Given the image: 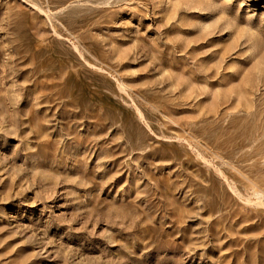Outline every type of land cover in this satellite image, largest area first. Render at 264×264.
Returning a JSON list of instances; mask_svg holds the SVG:
<instances>
[{
	"label": "rangeland",
	"instance_id": "1",
	"mask_svg": "<svg viewBox=\"0 0 264 264\" xmlns=\"http://www.w3.org/2000/svg\"><path fill=\"white\" fill-rule=\"evenodd\" d=\"M0 264H264V0H0Z\"/></svg>",
	"mask_w": 264,
	"mask_h": 264
}]
</instances>
